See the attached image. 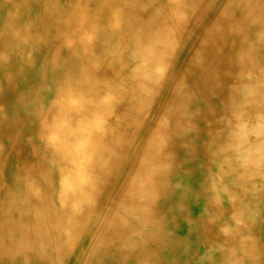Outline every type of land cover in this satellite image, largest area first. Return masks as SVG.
<instances>
[{"label":"bare ground","instance_id":"6f19581e","mask_svg":"<svg viewBox=\"0 0 264 264\" xmlns=\"http://www.w3.org/2000/svg\"><path fill=\"white\" fill-rule=\"evenodd\" d=\"M0 264H264V0H0Z\"/></svg>","mask_w":264,"mask_h":264}]
</instances>
